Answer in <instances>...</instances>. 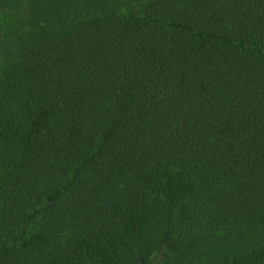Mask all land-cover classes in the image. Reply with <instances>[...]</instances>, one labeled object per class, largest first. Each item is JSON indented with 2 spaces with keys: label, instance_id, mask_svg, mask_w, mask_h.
Segmentation results:
<instances>
[{
  "label": "trees",
  "instance_id": "1",
  "mask_svg": "<svg viewBox=\"0 0 264 264\" xmlns=\"http://www.w3.org/2000/svg\"><path fill=\"white\" fill-rule=\"evenodd\" d=\"M27 9L0 18V264H264V0Z\"/></svg>",
  "mask_w": 264,
  "mask_h": 264
},
{
  "label": "rangeland",
  "instance_id": "2",
  "mask_svg": "<svg viewBox=\"0 0 264 264\" xmlns=\"http://www.w3.org/2000/svg\"><path fill=\"white\" fill-rule=\"evenodd\" d=\"M27 3L28 0H25L22 11L18 13L13 9L0 7V18L2 19L3 36L13 37L22 30V28L19 26V20L28 14Z\"/></svg>",
  "mask_w": 264,
  "mask_h": 264
}]
</instances>
